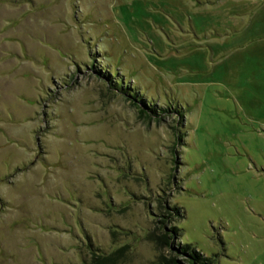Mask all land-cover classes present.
Returning <instances> with one entry per match:
<instances>
[{
	"label": "rangeland",
	"instance_id": "1",
	"mask_svg": "<svg viewBox=\"0 0 264 264\" xmlns=\"http://www.w3.org/2000/svg\"><path fill=\"white\" fill-rule=\"evenodd\" d=\"M116 252L264 264V0H0V264Z\"/></svg>",
	"mask_w": 264,
	"mask_h": 264
},
{
	"label": "trees",
	"instance_id": "2",
	"mask_svg": "<svg viewBox=\"0 0 264 264\" xmlns=\"http://www.w3.org/2000/svg\"><path fill=\"white\" fill-rule=\"evenodd\" d=\"M104 76V75H103ZM107 80H109L108 82V85H109V88L111 89H114L116 92L118 93H122L124 94L125 96H127L129 99H131L133 102L137 103L138 106H140V104L142 103V100L141 97H139V95H137L136 92H134L132 95L128 94L126 95V93L128 92L127 89H124L120 86H118L117 83H113L111 81V78L109 79L107 74H105L104 76ZM133 103V104H135ZM144 103V102H143ZM164 111V110H163ZM138 113H139V116L142 117L143 119H151L153 116L156 117V115H158L159 113L152 109L151 107L148 108L147 107V110L145 109H142V108H138ZM175 211V209H174ZM89 248L91 250H93V248L91 247V245L89 246ZM118 253L119 252H116V253H113L111 255H101V256H98L96 259H92L90 263H85V264H113L114 261H115V257L118 256ZM197 255H195V259L197 260ZM194 259V258H193ZM200 264H209V260L206 259V258H203L201 259V261L199 262ZM191 264H193V262H191Z\"/></svg>",
	"mask_w": 264,
	"mask_h": 264
}]
</instances>
